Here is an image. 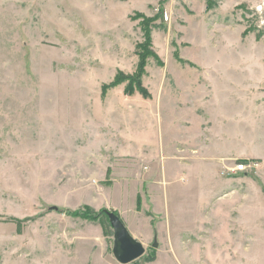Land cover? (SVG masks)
I'll return each mask as SVG.
<instances>
[{
    "label": "rangeland",
    "instance_id": "374dc122",
    "mask_svg": "<svg viewBox=\"0 0 264 264\" xmlns=\"http://www.w3.org/2000/svg\"><path fill=\"white\" fill-rule=\"evenodd\" d=\"M145 25L149 96L103 92ZM200 117L222 167L178 159ZM101 209L129 264H264V0H0V264H120Z\"/></svg>",
    "mask_w": 264,
    "mask_h": 264
},
{
    "label": "crops",
    "instance_id": "0c3cea01",
    "mask_svg": "<svg viewBox=\"0 0 264 264\" xmlns=\"http://www.w3.org/2000/svg\"><path fill=\"white\" fill-rule=\"evenodd\" d=\"M207 114H208V112H207ZM204 121L205 120H203V118L200 117L199 123L200 122L201 123H200L199 129L195 130L193 133L190 131L189 134H187L185 131L186 127H188L189 124L184 122L185 125L181 127L180 133H179V135H181L180 141H182L184 143H180L181 145L179 144L180 145V147H179L180 148V150H179L180 155H179L178 159L181 161H185V160L192 158V159H195V161H197L196 162L197 166L200 163H206V164H203L204 167H207V169L211 170L213 162H215V163L217 162L222 167L223 164L225 163V162H222V160H229V157L228 156L227 157H221V156L216 155V150L214 148V144L212 142V137L210 134V129H211L210 126L211 125L210 124H203ZM190 142H192V144L187 146ZM160 146L164 147V144L161 143ZM135 151H138V150L135 149ZM136 154H138V152ZM146 156H147V154H145L144 157L138 156L137 161L141 162L142 160H145ZM179 164H180V166H189L190 165V164L182 165V163H180V162H179ZM226 164L229 165V163H226ZM145 170H146V168H145ZM162 171L165 172V165L162 166ZM221 172L222 171H220L219 174H221ZM199 174L203 177L208 176L207 172L203 173L200 168H198L196 175H199ZM225 177H229V176H225ZM143 178L144 177H142V179ZM151 184L154 185V182L151 181ZM224 190H226L227 193H222L221 195H218L216 198H213L214 196L211 198L212 200H214V203L215 202L220 203L221 201H228L229 200V184L222 186L219 191L222 192ZM217 194H220V193H217ZM211 199H209V201Z\"/></svg>",
    "mask_w": 264,
    "mask_h": 264
},
{
    "label": "trees",
    "instance_id": "16d2710c",
    "mask_svg": "<svg viewBox=\"0 0 264 264\" xmlns=\"http://www.w3.org/2000/svg\"><path fill=\"white\" fill-rule=\"evenodd\" d=\"M209 7V6H208ZM149 21L151 19H148ZM148 21V22H149ZM144 32H145V36H144V42L139 44L138 50H141L137 56L139 57V61H138V65H137V69L136 72L131 75V76H127L124 75L122 73H118L115 78L113 79V81L108 85V86H103L102 87V91L105 92V90L108 87H113L116 86L118 84H120L123 81H127V85L125 87V93L127 95H132L134 93V91H138V93H140L141 95H143L144 97H148V93L147 91L142 87L141 85V76L143 75L144 72V65H145V58L148 55H151L152 53L149 51L148 47L150 44V34H149V30L146 27V25L143 28ZM140 199H137V206L139 205ZM113 212L115 215H117L116 212L114 211H109L106 209H101L97 214H85L87 215V217L92 218V219H98L99 223L101 224L104 232L109 235V234H113V231L110 227L109 224V220H108V213ZM118 216V215H117ZM85 217V216H83ZM154 259V254L151 255V260Z\"/></svg>",
    "mask_w": 264,
    "mask_h": 264
},
{
    "label": "water",
    "instance_id": "95a60500",
    "mask_svg": "<svg viewBox=\"0 0 264 264\" xmlns=\"http://www.w3.org/2000/svg\"><path fill=\"white\" fill-rule=\"evenodd\" d=\"M108 220L113 231L112 254L120 264H129L145 253V248L126 230L120 218L113 212L108 213ZM157 245L154 241L152 247Z\"/></svg>",
    "mask_w": 264,
    "mask_h": 264
},
{
    "label": "built area",
    "instance_id": "2783aa9c",
    "mask_svg": "<svg viewBox=\"0 0 264 264\" xmlns=\"http://www.w3.org/2000/svg\"><path fill=\"white\" fill-rule=\"evenodd\" d=\"M259 165L257 163L247 161L235 164L231 168H226L221 172L222 176H231L237 173H254L257 171Z\"/></svg>",
    "mask_w": 264,
    "mask_h": 264
}]
</instances>
